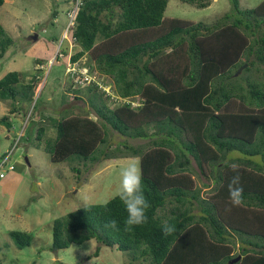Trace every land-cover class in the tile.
I'll return each mask as SVG.
<instances>
[{
    "label": "trees",
    "instance_id": "1",
    "mask_svg": "<svg viewBox=\"0 0 264 264\" xmlns=\"http://www.w3.org/2000/svg\"><path fill=\"white\" fill-rule=\"evenodd\" d=\"M168 1L79 0L73 25L67 26L78 47L69 62L111 86L118 98L107 97L118 104L110 109L90 101L94 118L61 117L43 149L53 164L74 156L84 162L138 157L151 207L148 222L130 232L124 230L127 213L118 196L79 208L53 222L50 250L94 240L93 257L106 247L149 264H230L238 256L234 264H264V86L258 84L264 80L241 84L232 70L248 63L247 71L264 75V0L243 11L238 0H229L231 11L212 24L164 17ZM179 1L209 6L207 0ZM12 44L0 24V59ZM83 57L87 62L80 68L76 64ZM25 74L10 71L0 78V102H12L10 114L39 105L33 100L38 77L29 73L25 83ZM91 84L89 91L99 90ZM0 125L10 129L9 117H1ZM42 133L43 128L35 140ZM109 134L150 146L107 153ZM232 163L239 166L244 188L239 207L229 200ZM193 175L215 184L206 200ZM111 219L118 231L105 227ZM165 222L177 225V234L164 237ZM9 237L17 249L32 242L26 232L10 231Z\"/></svg>",
    "mask_w": 264,
    "mask_h": 264
},
{
    "label": "rangeland",
    "instance_id": "2",
    "mask_svg": "<svg viewBox=\"0 0 264 264\" xmlns=\"http://www.w3.org/2000/svg\"><path fill=\"white\" fill-rule=\"evenodd\" d=\"M261 1L238 0L239 9H251ZM206 2L208 7L198 9L179 0H169L164 17L212 24L232 9L229 0ZM72 9L70 0H4L0 7V24L13 42L0 59V78L10 71L25 72L23 82L26 83L31 78L29 73H34L38 81L33 100L39 99L34 110L32 105L23 106L13 114H10L11 101L0 102V118L9 116L13 125L11 130L0 125V156L17 142L13 149L15 170L0 179V264H149L143 257L136 256V260L131 261L125 253L106 247H101L98 256L93 257L98 246L94 240L57 252L50 250L55 220L79 208L102 205L116 197L120 170L131 163H139L138 157L106 160L97 157L95 161L84 162L74 156L67 162L53 164L49 152L43 149L46 141L55 137L54 124L61 117L89 115L94 118L90 101L104 103L110 109L118 104L107 97L109 94L113 99L117 98L111 86L101 85L103 89L89 91L92 84L81 86L70 82L69 60L78 51L67 29V13ZM38 60H42L43 65L37 64ZM86 62L83 57L76 65L82 68ZM247 65L244 63L232 69L233 76L239 77L241 84L248 79L251 81L250 78L264 80L261 70L249 72ZM258 84L264 86V82ZM14 105L18 106L17 103ZM42 128L41 139L37 141L36 133ZM18 135L22 137L18 139ZM108 139L111 143L107 153H115L116 148L119 152L126 145L150 146L148 141L121 138L117 134H109ZM35 143L40 147L37 148ZM72 168L79 169L80 173ZM193 178L195 189H199L200 196L206 200L215 184L196 175ZM10 231L32 235L31 245L17 249L9 237ZM238 248L236 241L235 254H238Z\"/></svg>",
    "mask_w": 264,
    "mask_h": 264
},
{
    "label": "clouds",
    "instance_id": "3",
    "mask_svg": "<svg viewBox=\"0 0 264 264\" xmlns=\"http://www.w3.org/2000/svg\"><path fill=\"white\" fill-rule=\"evenodd\" d=\"M72 4H73V9L70 12L74 11V17H75V13L78 7L75 9V3L72 2ZM70 12L67 13V18H69L68 14ZM74 17H73V20H74ZM69 19H68V23H69ZM99 87L101 88V86ZM103 87H106V86H103ZM11 121L12 120L9 118V122L11 123V128L8 130L13 129V125ZM22 135H23V130H22ZM22 135L21 136L18 135V139L21 138ZM16 144L17 142L14 144L11 150H9L8 152H4L0 156V163L7 158L6 161L4 162V165L0 167V173L4 174V177L7 172H12L15 170V162L13 161V153H14L13 149L16 146ZM10 165L13 166L12 170L9 169ZM230 167L233 173L235 174L231 177L229 184H228L229 200L232 206L239 207L244 202V188L241 183V177L239 174V166L235 163H232ZM119 175L121 179H120V187L117 192V196L122 202L125 212L127 213V216L125 220L123 221L124 230L126 232H130L133 230V228L138 227V226H143L148 222L147 210L151 207V205L144 194L143 184H142V179H143L142 172H141L138 162L131 163L128 166L122 168L120 170ZM105 227L111 228L112 230H115V231L119 230L118 222L116 219L109 220L107 224L105 225ZM179 231L181 234H183V231L181 229ZM177 232H178L177 225L169 224L168 222L163 223L162 233L164 237L177 234Z\"/></svg>",
    "mask_w": 264,
    "mask_h": 264
},
{
    "label": "built area",
    "instance_id": "4",
    "mask_svg": "<svg viewBox=\"0 0 264 264\" xmlns=\"http://www.w3.org/2000/svg\"><path fill=\"white\" fill-rule=\"evenodd\" d=\"M79 4H80V2H79V0H77L75 3V9L78 7ZM68 16L70 18L69 23H68V27H70L73 25L74 11L70 12L68 14ZM71 65H68V70H69L68 74L71 76V78L74 80V82L77 83V85L79 84L81 86H83V85L87 86V85L95 82L96 85L101 86L100 81H98L95 77L88 75L87 69L80 70V69L76 68L74 65L73 66H71ZM78 76H79V78H78ZM114 99H116V98H114ZM121 102H123V101H121ZM6 159L0 163L1 164L0 167L4 165V162L6 161ZM9 169L12 170L13 166L10 165ZM3 177H4V174L0 173V178L2 179Z\"/></svg>",
    "mask_w": 264,
    "mask_h": 264
},
{
    "label": "water",
    "instance_id": "5",
    "mask_svg": "<svg viewBox=\"0 0 264 264\" xmlns=\"http://www.w3.org/2000/svg\"><path fill=\"white\" fill-rule=\"evenodd\" d=\"M245 67H246V66H245ZM239 72H240V71H239ZM239 259H240V256H238L236 259L232 260V261L230 262V264H234V263H236Z\"/></svg>",
    "mask_w": 264,
    "mask_h": 264
}]
</instances>
